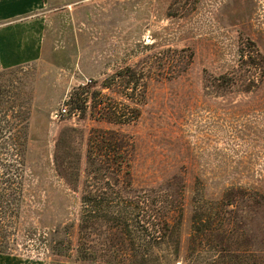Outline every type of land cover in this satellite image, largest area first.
<instances>
[{
  "label": "rangeland",
  "instance_id": "rangeland-1",
  "mask_svg": "<svg viewBox=\"0 0 264 264\" xmlns=\"http://www.w3.org/2000/svg\"><path fill=\"white\" fill-rule=\"evenodd\" d=\"M50 1L41 56L0 70V165L18 172L12 188L25 192L21 218L6 222L28 243L0 253V264H63L40 246L49 228L34 211L47 207L61 222L74 217L79 193L55 170L56 139L84 170L98 126L131 135L139 188L172 190L164 204L185 251L176 264H207L217 255L219 264H264V200L237 196L226 205L222 243L191 225V204L217 207L231 188L264 189V0ZM130 67L140 102L135 123L70 112L76 88L101 89L107 76ZM125 83L118 77L115 92H103L127 102ZM219 244L229 250L225 258Z\"/></svg>",
  "mask_w": 264,
  "mask_h": 264
},
{
  "label": "trees",
  "instance_id": "trees-1",
  "mask_svg": "<svg viewBox=\"0 0 264 264\" xmlns=\"http://www.w3.org/2000/svg\"><path fill=\"white\" fill-rule=\"evenodd\" d=\"M259 58L264 63V56L260 54ZM128 69L130 74L121 75L117 71L107 76L101 89H95L94 84L76 88L68 102L72 109L70 112L79 116L91 112L97 115L96 119L107 124L123 126L135 123L140 113L139 92L137 83L133 81L135 70ZM118 77L126 79L127 102L121 103L103 92L104 89L115 92ZM5 126L11 125L7 122ZM93 129L89 135L84 170L82 158L64 151L62 140L56 139L55 170L66 187L79 196L74 217L69 221L51 219L46 215L47 207L34 211L41 226L49 228L40 234V246L53 261L63 264H176L184 261L181 238H176V234L178 236L181 232L180 227L169 221L170 208L164 204L172 198V190L163 185L139 188L133 173L136 145L131 141V135L111 127ZM24 141L26 146L28 135ZM21 152L27 155L25 149ZM19 176L8 166L0 165V253L4 254L20 245L28 246L27 241L13 235L16 232L9 230L11 224L6 222V219L21 218L25 192L20 187L17 190L12 188L16 183L20 184ZM115 194L120 198L115 199ZM247 195L264 200L260 197L264 196V189L231 188L221 197L224 204L217 207L191 204V225L196 226L195 231L208 232L222 243L226 205L232 204L234 197ZM122 197H126L125 202L120 201ZM185 211H181L182 217ZM101 222L109 226L108 231L100 228ZM161 244L167 247L163 249ZM219 247L218 252L225 258L229 250L222 249L221 244ZM158 249H163L164 253L158 254ZM220 261V255H217L213 262L207 264H219Z\"/></svg>",
  "mask_w": 264,
  "mask_h": 264
},
{
  "label": "crops",
  "instance_id": "crops-1",
  "mask_svg": "<svg viewBox=\"0 0 264 264\" xmlns=\"http://www.w3.org/2000/svg\"><path fill=\"white\" fill-rule=\"evenodd\" d=\"M50 0H0V70L39 58Z\"/></svg>",
  "mask_w": 264,
  "mask_h": 264
},
{
  "label": "built area",
  "instance_id": "built-area-1",
  "mask_svg": "<svg viewBox=\"0 0 264 264\" xmlns=\"http://www.w3.org/2000/svg\"><path fill=\"white\" fill-rule=\"evenodd\" d=\"M66 109H64V111H65Z\"/></svg>",
  "mask_w": 264,
  "mask_h": 264
}]
</instances>
